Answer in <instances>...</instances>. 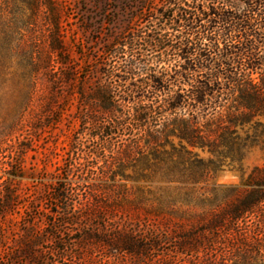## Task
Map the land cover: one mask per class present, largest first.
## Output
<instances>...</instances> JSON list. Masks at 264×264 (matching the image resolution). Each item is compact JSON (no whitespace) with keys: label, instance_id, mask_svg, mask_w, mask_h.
Wrapping results in <instances>:
<instances>
[{"label":"trees","instance_id":"trees-1","mask_svg":"<svg viewBox=\"0 0 264 264\" xmlns=\"http://www.w3.org/2000/svg\"><path fill=\"white\" fill-rule=\"evenodd\" d=\"M1 1L0 240L7 223L31 221L13 246L0 243V264H45L40 249L56 243L47 231L58 230L56 219L77 225L95 211L105 228L109 214L130 218L143 209L158 218L176 199L171 192L182 191L187 206L199 209L190 225L153 236L121 226L106 235L78 229L79 251L69 256L56 245L58 258L69 257L65 264H187L203 255L207 264H264V166L254 167L240 190L224 194L215 186L207 197L195 188L264 134V0H135L134 7V0H124L129 17L103 40L88 72L67 52L54 0ZM40 22L47 29L36 36ZM94 71L102 79L87 92ZM73 98L82 113L79 126L87 130L83 145H93L82 159L103 155L88 166L93 183H72L66 167L41 196L20 197L12 182L23 176L30 121ZM126 163L136 170L134 180L162 185L148 189L156 195L148 208L122 183L130 178Z\"/></svg>","mask_w":264,"mask_h":264},{"label":"rangeland","instance_id":"rangeland-1","mask_svg":"<svg viewBox=\"0 0 264 264\" xmlns=\"http://www.w3.org/2000/svg\"><path fill=\"white\" fill-rule=\"evenodd\" d=\"M2 2L0 0V6L3 8ZM54 3L57 7V13L61 18V34L67 52L74 60L85 66V72L90 71L93 68L90 63H93V57L102 49L104 45L103 40L107 36L117 33L118 29L126 23L130 10L124 9V0H54ZM135 3L134 0L130 4L131 7H134ZM26 14L29 15V11ZM36 26L34 31L36 32V36H40L47 29L43 26L42 22ZM87 64L90 65L88 66ZM101 79L102 75L94 71L87 78L83 89L87 92L90 91ZM11 87L6 86V88ZM64 95H68L67 92H64ZM63 100L61 99L58 103L59 110L56 108L47 114L34 115L30 121L32 128L26 133L29 139L23 141V144L29 147L23 157V176L13 179L12 182L20 197H27L28 195L41 196L48 189V186L56 181V175L64 173L66 167L70 169L68 179L72 183L90 185L94 181L92 179L93 175L88 171V166L101 162L103 155L100 154L99 158H97L98 161L90 159L88 162L82 159V155L84 154L82 151L92 149L93 145L88 142L83 145L86 142L85 134L87 130L80 128L79 121L77 120V117L82 114L80 113L78 100L73 98L66 105L63 103ZM34 109L37 110L36 106ZM5 111L6 105L0 113V121L5 117ZM58 116L59 119L57 118ZM260 121L264 125V118H260ZM173 142L177 144L176 139ZM165 148L170 150L169 146ZM195 151L203 159L209 157L206 152L198 149ZM2 156L1 154L0 158ZM263 166L264 134L258 137L257 143L247 147L240 158L233 161L231 158H227L222 166L211 171L206 176V183L196 184L195 188L207 197L212 196L211 190L215 186H221L225 190L224 194L233 190H240L243 189L242 182L247 179L253 168ZM125 174L129 175L130 178L122 180V183L130 191V197L137 200L139 204L143 203L142 207L146 206L148 208L156 199V195L149 194L148 189L154 191L162 185L158 182L134 180L136 170L132 167V163H126ZM2 175L3 171L0 166V176ZM63 177L67 176L64 175ZM109 182L107 181L106 184L109 185ZM189 186L191 185L185 188H189ZM184 192H171L173 194L172 200H174L173 197H176V199L171 201L172 206L158 218L154 214H147L143 209H139L133 213L130 218L120 216V214L113 217L109 214L108 219L104 217V220L107 222L105 228H102V218L97 217L99 214L95 211H91L92 217L90 219L87 221L80 220L77 225L69 224L62 226L60 225V219H56L58 230H53L54 228L47 229V231H53V238L56 239V243L47 242L42 244L43 247L40 249L46 252L47 260L45 264H56V262L58 264H65L68 262L67 259H70L69 257H65L66 260L58 258L55 252L56 245L67 250V255L69 256L79 251V246L75 242V239L80 235L77 232L78 229L81 233L88 232L95 235H106L110 232L111 228L121 226L127 228L129 231H133L137 235L153 236L156 234L165 235L166 232L171 231L173 233L177 230V227L183 228L190 225L192 221L196 220L192 214L199 212V209L187 206V202L183 196ZM19 213L24 214L22 209ZM157 219L160 221L167 220L168 225H164L163 223L158 224ZM27 220L31 221V218H27L25 222L21 223H7L4 238L0 240V243L3 241L6 245L13 246L16 240L21 239L25 235V231L28 229ZM98 227L103 230L99 232L97 230ZM36 235L38 234L36 233ZM43 235L46 236V233H43ZM171 246L172 243L165 245L167 248ZM100 254L97 253L96 259L100 258ZM207 261V257L201 255L200 257L190 259L187 264H207ZM109 264H130V262L127 259H123L111 261Z\"/></svg>","mask_w":264,"mask_h":264}]
</instances>
